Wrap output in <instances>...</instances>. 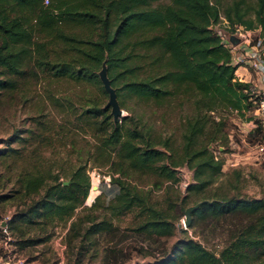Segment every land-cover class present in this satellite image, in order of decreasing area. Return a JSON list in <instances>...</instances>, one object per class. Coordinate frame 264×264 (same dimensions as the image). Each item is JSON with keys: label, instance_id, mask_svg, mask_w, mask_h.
I'll return each mask as SVG.
<instances>
[{"label": "rangeland", "instance_id": "374dc122", "mask_svg": "<svg viewBox=\"0 0 264 264\" xmlns=\"http://www.w3.org/2000/svg\"><path fill=\"white\" fill-rule=\"evenodd\" d=\"M34 2L0 0V18L6 17L5 30L13 35L11 59L15 69L26 68L21 74V70L7 74L0 66V79L9 83L0 89V220H8L12 236L5 251L25 257V264H159L175 253L176 241L187 233L218 251L230 219L200 218L197 226L185 231L180 228L189 225L181 209L179 228L156 237L135 230L132 213L122 214L114 219L119 232L87 239L84 253L79 240L67 242L68 212L54 214L51 203L33 209L27 218L18 216L24 230L13 228L11 220L28 210L26 202L41 196L43 185L77 183L78 194L87 190L89 204L101 190L115 194L114 175L151 188L154 198L171 194L169 200L184 208L214 191L235 192L234 182L237 193L263 195L264 150L259 145L264 144V124L253 100L250 107H240L235 98L240 81L250 85L256 98L264 89V74L246 54L252 46L242 52L244 43L232 41L243 39L239 30L254 39L264 34V8L258 15V0H208L218 12L206 22L188 14L189 0H142L128 11L113 5L86 8L90 5L84 0H44L51 4L42 16L24 12V6ZM153 8L160 15L149 19L139 14ZM179 12L188 26L183 39L179 37L183 42L171 46L173 41L165 38L175 39L171 32L182 24ZM43 16L55 31L73 35L76 41L53 39L47 27H40ZM101 19L107 24L103 35L114 38L117 28L120 32L115 48L121 58L114 66L118 75L114 87L123 114L117 119L107 105L109 93L101 78L88 76L83 57L76 54L71 65L63 63L75 54L73 43L86 45L80 39L89 29L97 36L93 26ZM207 34L215 35L214 40ZM240 54L246 55L238 59ZM36 56L44 63L38 64ZM223 64L232 66L233 76L222 71ZM113 120H118L119 131L114 132ZM212 160L220 163V170L212 172ZM194 171L213 173L216 178L199 196L187 190L195 181ZM37 178L39 184L26 194ZM92 184L98 187L90 191ZM57 202L71 201L60 197ZM44 224L51 237L25 243L38 232L44 235Z\"/></svg>", "mask_w": 264, "mask_h": 264}, {"label": "trees", "instance_id": "16d2710c", "mask_svg": "<svg viewBox=\"0 0 264 264\" xmlns=\"http://www.w3.org/2000/svg\"><path fill=\"white\" fill-rule=\"evenodd\" d=\"M21 1L22 3L28 2V0ZM139 1L142 0H84L86 5H90L85 6L86 8L101 9L103 6L113 5V7L124 11L130 10ZM50 4L51 2L45 3L44 0H35L33 4L24 6V12L42 16L41 11L44 12L46 9L45 6H50ZM258 4L259 8L257 14L260 15L264 8V0H258ZM187 5L188 14L201 17L206 20V22L217 17V9L213 10L208 0H189V4ZM157 11L156 8H153L150 10H143L139 14L151 19L152 17L160 15ZM172 13H174V11H171V14ZM178 17L182 24L179 25L180 28L177 26L176 32H171L173 36L175 34L178 36L176 37L175 35V39L172 36V38H169V36L165 38L166 40L171 39L173 41L171 46H179L180 43L183 42L181 40L183 36L181 37V35L188 26V20L184 14L179 12ZM0 19V66L4 67L3 72H7V74L16 73L20 70L19 74H21L23 73L22 70L26 68L19 70L15 69V64L11 59V51L9 48L10 39L13 35L8 34L5 30L4 20L6 17L3 16ZM78 20L80 22L87 21L82 18ZM40 22V27H47L45 29L48 34L52 35L53 39L65 37L76 41L73 35L61 34L55 31L50 20L44 18ZM94 22L95 20H93V23ZM126 23L128 24L127 27H129L130 24L128 19ZM93 27L97 29V36L95 37V32L89 29L85 39H80V41L85 42L86 45L82 48L80 46L81 43H73L71 46L72 49L75 50V54L63 63L71 65L70 60L74 59L76 54H79L83 57V67L87 70L88 76L98 80L100 76L97 71L101 68L103 61L106 60L108 74L112 80V84L115 85L118 75L114 74V66L121 58V54H119L117 52L118 49L115 48L117 46L116 38L118 37V28L114 33V38H108L102 34L104 31L106 33L107 30L105 19H101V22H97ZM99 34L101 35L99 36ZM214 36L215 35L212 36V34H207L206 37H209L210 40H214ZM46 49L50 50L49 47H46ZM46 54H48L47 57L51 56L50 52ZM36 59L38 64L44 63V60L40 56H36ZM184 59L185 63L187 58L185 57ZM221 67L222 71L228 72L230 77L233 76L231 65L228 64L227 66V64H223ZM8 84L6 79H0V89H4ZM237 84L240 86V92L237 93V97L235 98L236 105L240 107H250L252 103V99L250 98L252 95L250 85L241 81L237 82ZM10 86L11 85H9V87ZM199 89H201L200 86ZM196 91L200 94L199 90L196 89ZM112 125L114 132L120 130L118 120H113ZM214 164L217 168H214ZM210 165L212 166V172L221 169L219 168L220 163L215 162V160H212V164ZM175 174H177L176 171H173L172 175ZM238 174H241V172L238 171ZM194 178L195 181L187 185V190L191 193H195L196 196L201 195L202 192L206 190L207 186L216 179L213 173L201 175L195 171ZM40 179L41 178H37V180L30 183V186L26 190V194H29V188L39 184L41 181ZM112 181V183L117 185L115 194L110 196L106 191L101 190L89 204L86 203L87 190H81V193L78 194L77 183H70L67 185H60L59 183L49 186L43 185L41 196L38 199L33 198L32 201L26 202L27 206H29L28 210L14 215L11 220V226L24 230L19 224L18 216L27 218V216L30 215V211L33 209L47 206L51 203L53 205L54 214L61 215L68 212L65 218L66 224L68 219H70V224L66 231L67 242L71 245L74 240H79L83 253L86 251L85 242L87 239L95 235H97L96 239H98L105 233L112 235H114V233L117 234L119 232V225L114 222V219L122 214L132 213L135 219V224L133 225L134 229L148 236L156 237L170 235L179 228L178 219L182 216V211L180 213H178V211L180 209L184 210L186 207L184 208V204H177L178 202L169 200L171 194L163 199L154 198L151 188L141 186L131 179L120 175L112 176ZM170 183L172 184L173 182ZM171 184H168L167 191L172 188ZM237 187L238 183L234 182L232 183V188L233 190L235 189V192L221 193L214 191L212 195L203 197L202 199H205V201L192 211V220L188 228H180L187 231V229L197 226L198 222L201 220L200 218L230 219V227L228 234H226L225 243L218 251L210 249L203 241L187 233L176 241L175 253L163 259L159 264H178L180 262L183 264H264V194L261 196L244 195L236 192ZM92 188L93 184L90 191ZM60 197H64L71 202L67 205L61 204L57 202V199ZM77 207H79V210L75 212L74 209ZM41 230L45 231L44 235L38 232L37 236L27 238L25 243H28L27 241L29 240L36 243L51 237V231L48 230L45 224L42 225ZM110 240H112V238H110ZM110 246L112 247L111 244Z\"/></svg>", "mask_w": 264, "mask_h": 264}, {"label": "built area", "instance_id": "2783aa9c", "mask_svg": "<svg viewBox=\"0 0 264 264\" xmlns=\"http://www.w3.org/2000/svg\"><path fill=\"white\" fill-rule=\"evenodd\" d=\"M239 35H243V39L235 38L232 41L233 43H236L237 41L240 43H244V50L242 52H245V50L248 47H256L257 49L252 48L249 50L248 53L250 54V57L253 58V62L256 65V69L259 72H262L264 74V34L258 35L257 38L254 39V37L249 32H242L241 30L238 31ZM256 36V35H254ZM227 40H229V36H227ZM244 54V56L246 55ZM244 56L242 54L238 55V59H243ZM256 98H253L251 96L250 98L256 103V112L261 117V120L264 124V89L263 91L258 92ZM260 149L264 150V144L259 145ZM11 232L9 228V222L6 219L0 220V264H25L26 258L21 255H15L12 256L10 252L5 251L7 248H9V245L11 244ZM62 263V261H60Z\"/></svg>", "mask_w": 264, "mask_h": 264}, {"label": "water", "instance_id": "95a60500", "mask_svg": "<svg viewBox=\"0 0 264 264\" xmlns=\"http://www.w3.org/2000/svg\"><path fill=\"white\" fill-rule=\"evenodd\" d=\"M99 76L103 82L105 89L109 93V98L107 101V105L111 106V110L114 116V119H117L118 116L123 114V108L119 102L118 94L116 88L112 84V80L108 74V66L106 60L103 61L101 68L99 69ZM65 182H68L67 180ZM205 199L199 200L194 204L188 205L185 209V225L188 226L192 220V211L195 210Z\"/></svg>", "mask_w": 264, "mask_h": 264}, {"label": "bare ground", "instance_id": "6f19581e", "mask_svg": "<svg viewBox=\"0 0 264 264\" xmlns=\"http://www.w3.org/2000/svg\"><path fill=\"white\" fill-rule=\"evenodd\" d=\"M97 187H98L97 185H93V189H94V188H97Z\"/></svg>", "mask_w": 264, "mask_h": 264}]
</instances>
